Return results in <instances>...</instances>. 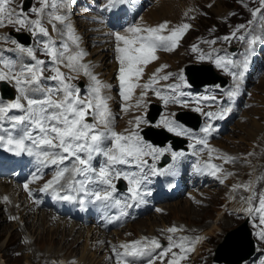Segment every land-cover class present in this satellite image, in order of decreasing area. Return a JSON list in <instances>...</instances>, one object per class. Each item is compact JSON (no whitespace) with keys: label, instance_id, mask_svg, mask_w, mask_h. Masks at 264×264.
<instances>
[{"label":"rangeland","instance_id":"obj_1","mask_svg":"<svg viewBox=\"0 0 264 264\" xmlns=\"http://www.w3.org/2000/svg\"><path fill=\"white\" fill-rule=\"evenodd\" d=\"M22 1L23 0H15L14 7H19L20 5H22ZM105 1L106 0H101V1L81 0L76 3L75 7L70 6V8H67L66 10L65 8L61 7L60 13L66 14L67 19H69L70 17L74 18L75 21H76V16H80L81 19H83L88 24L87 26H89V30L97 33V34L96 33L92 34V36L98 35L100 34V32L108 31L109 35L113 39H114V34L117 32L126 35L127 29L129 27H135V26H139L142 28L155 27L164 21L169 22L168 25L169 29L174 28L177 25L183 23H188L190 25L191 23L194 24L193 29L191 25L190 29L192 30L189 29L190 30L189 34L185 36L186 34L185 33L184 34L185 38L184 36L182 37V39L184 38V43H179V46L175 50L165 51L163 49H159L157 51L158 59L151 62L148 66L145 67L144 74L141 79L142 82L140 81L141 85L147 82L153 76V74L156 73L155 69H157V67L159 68L158 65L159 64L161 65L165 61L164 64L166 65V67H164L163 72L164 74L170 73L171 77L167 81L160 79L158 83L155 84L154 87L157 89H162L163 90L162 94L164 95H171L172 92L171 89L168 88V86L179 85L177 92L182 93L183 95H178V99L182 101V103H169L167 105L163 104L162 105L163 112L160 115L159 119L153 124L150 123L149 120L147 119L146 111H145L142 114L143 122H141L139 127L136 128V132H138L139 130V134L143 138L141 134L142 128L147 127L149 125L165 128L163 126L162 121L165 119H170L175 121L174 115L178 110L188 109V110L196 111L197 108H200L201 111H196V112L200 113L203 116V126L201 128L205 127L208 124V125H213V127L218 131L217 134L213 133L207 137L208 147L211 145V143H216L217 145H219L218 147L226 148L228 150L229 156L235 158L238 157L235 163H226L229 169L228 173H232V175L222 177L224 179V183H220V181L214 177L210 181L200 179L199 182H197V184H193L187 178L191 179L194 182L197 180L199 171L194 169L189 174V176H187V178H185L186 177L185 175H179L180 182L176 185H172L170 182L165 183L163 181V175H159V174L149 175L148 180L145 181L143 188H141V191L144 193V195L147 194L146 185L156 186V185H152V183H155L157 179L161 181V185L160 183H158V185L160 186H156V187L149 186L148 188L149 190L148 195L153 196L150 199L149 210H142L139 208V205L142 207L144 205L146 206L147 204L146 203L147 197H144V200L142 202L135 204L137 209L134 207V204H132L131 207L122 208L121 211H125L128 214L127 216H121L120 207H124L123 205L125 203L131 204V202L129 199L128 191H120L116 188L117 190L114 193V197L115 199H117L118 197L119 200L122 201V204L120 206L115 205L114 202L107 204L97 202L94 200L93 197L88 196L94 209L89 211L90 214L88 216L85 217L82 216V217L85 219L86 222L91 221L93 223L91 225H84L80 220H78L79 218L77 217L78 216L80 217L81 215L79 214L78 211H76V208H74L73 205V204H76L77 206L81 205L80 200L83 194L77 195V198L75 200L66 201L65 203H62L63 201H61L59 203L56 202L53 198L57 197V195L60 194H65V193L69 194L66 190V186L64 189H60L61 191L59 193H58V186H56L57 187L56 194H53L54 192H52V190H49L47 192L40 191V189L44 186V184L53 178L55 173L52 174V169L55 167L54 166L45 167L40 163V161L35 156H30L25 152L23 153L25 155L21 154L20 160L17 159L14 160L12 162L13 164H10V162L9 163L4 162V165H0V180L3 181L6 180L7 182L9 181V183L10 182L15 183L16 186L14 184L13 185L17 189V193L18 192L20 193L19 196L21 198V202H23V200L27 202V203L23 202L22 206L27 205L26 209L29 208L28 210L30 211V217L26 218V220L29 219L27 225H30L31 228V226L35 224L36 227H34L33 230L31 229L28 230V228H25L24 227L25 220L23 217L21 219V215L19 213L17 214L16 217H14V219L11 220H8V216L6 215V213L0 214V217L3 216L2 218L4 219L0 227L1 230L0 231V264H45L40 258L38 259L36 258L33 261L29 260L28 253L27 251L24 250L25 247L24 241L26 242V239H24L23 241L21 239L22 235L28 237L30 242L33 244L34 247L33 250L37 251L38 255L41 256L48 254L51 255V258L53 255L59 258L58 255L60 254V256L65 258V262H67L66 260H68V264L70 263L71 264L72 263L118 264L115 253L113 252V248L116 249V247H118L123 243H129L132 241L139 240V238H143L142 234H148L147 237L148 240H151L152 238H156L160 241L162 246H167L168 243L167 238L169 235H173L174 239L186 237L188 238L189 241H191L196 237H200L201 233H203L206 230V228L209 225H212L214 222L218 224L220 229H216V230L214 229L212 234H207L204 239L205 242H203L202 244L200 243L199 240V242H197L194 245V251L190 252V255L187 259L188 262L186 264H218L213 260V257L216 255L218 244L224 241L225 237L228 235V233L231 230H234L237 227L244 224L243 216L241 214L230 211L231 209H229L230 207L229 202L227 203V206L225 205L226 204L225 202L228 201V199L226 198L227 195L226 192H228L230 188L233 189L234 185H241V183L237 179L245 178L251 174L253 175L252 171L254 170L253 167L255 166H256L255 168H257L256 179L258 177H264V165H262V163L264 162V139L260 138L258 140L259 134H257L258 136L256 135L252 140L249 137L247 138L248 134L243 126L245 124L252 123L251 121L253 120L256 122H260L264 126V54H263L264 53V18L258 16L254 20L253 24L249 25L248 23L250 20H253L250 10L260 6L258 0L256 1L254 0V2L251 4L247 3L249 0H243V3L248 5L247 8L243 7L242 2H240L239 0H180L177 5L178 11L174 13L175 14L174 19L176 21L174 20L175 22L172 23L171 21L164 20L157 24H151L146 20L147 18H150L149 16L146 15L149 11L144 15L148 7L153 5L154 3L150 5L149 0H140L142 6L138 1L127 3V5L135 4L137 6V10L139 13L136 18L132 16V13L128 8H125L124 11H119L117 13L119 18L118 21L119 25L112 24L110 20L111 15L114 13V8L116 7L115 6L116 4L109 5L108 2L105 3ZM156 1L158 0H155L154 2ZM101 4H104V6ZM143 5L145 6L144 9H143ZM209 5L212 6L209 7ZM32 7H37V8L40 7L39 0H34V4ZM50 10L51 9H47L46 13L47 11ZM182 10L184 12H182ZM185 13H187V16L185 15ZM73 15L75 16L73 17ZM29 16L32 19L36 18V16L32 13H29ZM67 22L71 23L73 27V34H75L74 32L79 31L80 28H78L77 23L72 24V21L70 20H67ZM43 23L44 26L48 28L51 39L56 41L58 47L60 46V44L67 42L70 47L74 46L72 44L71 39H69L68 35L65 34L67 33V31L63 25L57 23L58 31H54L52 29V26L48 23L46 15L45 18L43 19ZM240 24L246 25V28L238 32L237 33L238 36L243 34L247 38H250L249 33H251V35L260 36L262 38L260 41L256 43V45L252 48L251 51H249V45L246 41H240L239 39H231L230 41H224L223 39H221L224 36L230 35L233 31L236 30V27ZM75 26L77 27L78 30L76 29ZM0 30H1L0 43L5 48V44L8 45V42H5L3 38L9 36L10 30L17 31L16 26H7L1 28ZM19 31H26L29 34H31L29 30L24 28H21ZM164 34H167V32H165ZM200 35H203L202 37L205 39V41H201V43H199L197 51L194 52L192 50L193 46H191L190 44ZM32 37H33V41L30 45H28V47H33L34 49H36L37 58L46 61L45 59L46 55H44L41 51H39V49L41 48V44L39 42L47 38L43 37L42 35H37V36L32 35ZM213 39H215L217 42L215 44L209 43V41ZM85 47L87 48L84 49V52L89 51L91 48V46H87V45ZM232 48H235L236 51L232 52L231 51ZM6 51H8L7 48ZM166 53L169 55H167ZM159 55L163 58L164 61L158 63L157 61H159L160 59ZM170 55H176L183 58L176 60L177 63L175 66L177 67H175L171 63L170 64L167 63L171 58ZM201 55H204L205 57L203 60L198 58ZM18 56H24V54L16 50V45H15V51H9L8 54L5 53L6 59H11L12 57H14L17 63L20 62L24 63L25 60L18 59L17 58ZM211 56H213L214 58V61H212L214 65H216L215 60L220 57L225 58V60L231 59L238 66H241L245 61V59H247L248 61V66L252 63H256L255 66L250 67V69H247L245 71L244 77L241 81V85L245 86L250 80H255L254 82L248 84L247 90L243 94L245 99L249 97L250 92L252 93L251 97L249 98L250 104L247 107H244L245 104L244 101L241 102L240 105L242 107L241 109L242 112L240 115H234L228 119H227L228 116L227 114L224 115L223 118L208 117L207 115H205L206 113L209 112L219 113L223 108L228 107L224 104L222 100L224 99L225 96L224 91L227 90V88L231 89L232 85H234V79L230 74L225 72L223 68L219 67V70H221L222 74H224L226 77L229 78L228 84L224 87L213 85L210 87H204L199 92H195L188 85L184 76H183L184 77L183 81L179 79L180 75L181 74L183 75L184 65L188 63L192 65L191 63L209 62ZM28 63H34V62L31 61L30 59ZM45 67L46 69L48 68L47 61ZM146 69L150 70V72L147 71ZM207 70H210L209 72H211V69L208 68ZM239 70H241L240 67L231 68V71H239ZM61 71H63L66 75H71L72 77H74L71 80V83L81 89V95L87 94V90L85 88L86 87L88 88L87 85L88 77L81 74L82 72L79 74L75 72H69V70L67 68H64L63 66H61ZM117 73L118 71L116 72L114 71L115 80L117 79V77L115 76L117 75ZM44 81L54 82L56 84L55 81H51L49 79H44L42 82ZM10 84L14 87V82H11ZM43 85L49 86V83H45ZM54 86L55 85L52 84V86L50 87H54ZM115 87H114L115 88L114 91H116L118 98H121L120 95L117 93L119 92V87L117 85ZM16 96H17V92H16ZM212 97H215V99H212ZM237 98L240 99V96L238 95L234 99V101H236ZM0 99H1V94H0ZM148 99H149L148 103L157 100L160 101V99L155 95L153 91L148 92ZM13 113H15L16 115L21 114L18 110H14ZM136 114L137 112H134V115ZM119 119L121 120L122 116H120ZM240 120H242V123H239ZM178 124L183 129L187 130L192 137L200 138L197 136L198 132H200L199 136L204 135V133L200 131L201 128L199 130H194L192 128H188L182 125L181 123ZM239 124H241L242 126ZM5 126H7V124ZM171 133L176 135L175 132H171ZM179 136L188 138L190 150L194 149L193 147H190V145H195V147L200 145L196 143V139L190 138L188 135L181 134ZM143 140L148 145L156 147L150 144L149 142H147L144 138ZM224 143L226 144V146ZM227 146L230 148H228ZM156 148H160V147H156ZM200 148L201 151H199L195 156H190L189 160L191 161L192 164L196 166H205L209 162V152H207L205 150V147L202 145L200 146ZM162 149H170L169 151H165L164 154L170 155L171 161L166 166L159 168L157 164L161 160V157L164 155L163 154L158 160L155 161L158 170H164V173L166 172L173 173L174 168L178 167V163L180 164L181 170L186 169L187 167L186 164L181 163L182 161L184 162V158H180V156L185 155L186 153L185 150L181 149L175 151L178 153H182V155L178 156L177 159L173 160L171 152L174 150H172L170 146L163 147ZM248 153H253V155L248 156L247 155ZM27 156H28L27 164L28 166H30V170L24 175H21L19 171L16 170L17 165L19 164L20 169L22 168L24 170V168L27 167V165L23 167L22 163L24 162V160H26ZM211 156L212 159L210 162L218 165V161L216 160V162H214L213 161L214 157L212 154ZM148 161L150 164L153 163L150 157L148 158ZM5 164L7 165L5 166ZM172 164H174V166L171 168V170L165 171L168 168V166ZM97 166H99V164L96 165V168H98ZM251 166L252 168H250ZM118 167L124 171L128 170L122 166H118ZM260 167L262 168L259 169ZM132 171H138V170L134 169ZM224 173L226 172L224 171L223 168V173H218V175L224 176L223 175ZM34 176H39L41 178L33 180ZM191 176L194 177L191 178ZM176 177L178 176H174L175 179ZM232 178L233 180H231ZM117 181L118 180L113 181V183L116 186H117ZM167 183L168 186L176 187L177 191L172 196L165 197L162 195L161 197H159V192L156 191L157 190L160 191L161 188H166ZM25 184L28 185L27 190L24 187ZM263 184H264V179H260L257 182L258 186H262ZM29 192H31V195H29ZM260 194H264V189L258 194L256 199L253 200V202H255V206H258ZM20 203L18 201L17 204L15 205H20ZM34 203L36 206L34 205ZM60 205L62 208L60 207ZM108 205H113V207H116V209H118L116 211L118 212V216H116L115 218L113 217V220L117 221L118 220L117 217H120L119 220L120 229L115 228L108 231L107 224L106 225L104 223L99 224L97 221H95L94 218L95 215L99 214L102 216L103 215L102 209L106 212L105 208ZM70 208H71V212H70ZM127 208H130V211L133 212L129 213ZM2 210L7 211V207L4 206ZM42 212L52 214L53 216H56L58 218L52 219L49 217L47 223H43L41 220ZM136 216H138L139 218L135 219ZM61 218L66 219L68 221H75L80 225H82V228L73 230L71 234L74 237L77 236V238H79L77 243H75L73 247H70L76 249V251L70 252V248L68 246L65 249H63V247H65L66 244L68 245L69 243H71L70 239L72 237L68 239V243H62L63 241L61 243H57V242L53 243L43 238L42 239L39 237L37 238V236L40 233H43L49 229L52 230L57 228L60 224L59 221ZM221 219L222 221H220ZM70 226L71 225H69V227ZM172 226H175L178 229V231L174 234L168 233L167 231V229ZM252 227L254 229V237L257 244V251L255 256L244 264H264V240H261L259 237V233L262 230H264V225L260 223L259 214L255 212L252 214ZM21 228L24 231L23 230L20 231ZM90 228H91V232L88 234V229ZM67 232H69V228H67L64 231L59 230L58 234L62 236V233H67ZM100 232L105 233L103 236L104 238L102 237ZM164 241H166V244H164ZM63 244L65 246H63ZM159 251L160 249L156 250L157 253ZM174 251L177 250L174 249ZM119 252L123 253V249H121V251ZM29 254H31V256L35 255V253H33L32 251ZM169 258L170 257L164 258L165 264L167 259ZM146 259L147 258L139 259L136 261V264H146ZM76 261H78V263H76ZM155 264H161V261L158 259L156 260Z\"/></svg>","mask_w":264,"mask_h":264},{"label":"snow or ice","instance_id":"obj_2","mask_svg":"<svg viewBox=\"0 0 264 264\" xmlns=\"http://www.w3.org/2000/svg\"><path fill=\"white\" fill-rule=\"evenodd\" d=\"M39 2L40 7H32L25 11L23 5L14 7L15 0H0V28L16 26L17 31L24 28L29 30L33 36L46 37L47 39L39 42L41 44L39 51L50 58L52 65L50 71L54 73L50 77H44L46 61L37 58V50L21 45L14 39L11 40V43L16 45V50L25 54L34 63H17L0 56V65H3V69L0 70V81L14 82L17 92V96L10 102L5 103L0 100V133H3L0 134V147L17 155L26 152L30 156H35L45 167L54 166L56 171L53 178L47 181L40 191L52 190L56 193V186L60 189L66 186L69 194L57 195L58 199L70 201L75 200L77 195L83 194V196L93 197L97 202L105 204L114 202L115 205L120 206L122 201L114 197L117 189L113 181L122 178L127 181L129 199L134 203L142 202L144 195L141 191L142 185L148 180L149 175L164 174V170L157 169L155 161L170 149L145 144L135 131L126 130L127 134H125L114 130V117L109 106L111 97L105 94V89L110 88V85L103 84L93 73L91 65L83 62L86 53L79 48V41L73 34L72 25L67 22V15L60 13L61 7L70 8L69 0H39ZM241 2L243 7H248L243 0ZM115 3L116 0H108L109 5ZM258 3L259 7L250 10L253 20L248 22L249 25L253 24L258 16L264 18V0H258ZM47 9L51 10L46 13ZM29 13L34 14L36 18H30ZM45 15L54 31H58L57 22L66 28L74 48L68 43L57 46L56 41L51 39L48 28L44 26ZM185 15L187 16V13ZM168 25L169 22L164 21L155 27H129L127 32L131 35L119 32L114 34L115 53L117 54L115 58L119 64V95L125 102L131 100L136 90L140 88L141 92L136 101L137 107L145 106V98L149 91H153L165 105L182 103L178 99V95H183L177 92L179 85L168 86L171 89V95H164L162 89L154 87L160 79L167 81L171 77L170 73L162 77L158 76L157 73L162 69H157L147 82L142 85L139 83L145 67L158 59L157 51L159 49L175 50L179 46V41L191 27L190 24L183 23L169 29ZM245 28L246 25L240 24L230 35L221 39L246 41L251 51L262 38L251 35V33H249L250 38L243 34L238 36L237 33ZM165 32L167 34H164ZM3 39L7 42L8 37ZM216 42L215 39L209 41L211 44ZM192 50L197 51V47L194 45ZM198 58L203 60L205 57L201 55ZM215 64L233 77L234 85L226 95L229 99L235 98L240 94L241 81L248 67L247 59L241 66H238L233 60L220 57L215 60ZM61 66L67 68L69 72L77 74L82 72L89 78L90 83L86 95H81V89L71 83L74 77L61 71ZM229 66L231 68L240 67L241 70L231 71ZM44 79L55 81V86H44L42 84ZM179 79L183 81L182 74ZM13 110H18L21 114H11ZM231 110L230 107H226L219 113L209 112L205 115L223 118ZM196 111H201V109L197 108ZM141 122H143L141 117L135 118L136 127H139ZM162 123L169 132H175L178 136L188 135L196 139L197 144L205 148L208 146L207 137L212 133L211 125L201 128L200 131L204 133L203 138H195L174 120L165 119ZM6 124L7 127H5ZM190 147L195 149V145H190ZM213 151L215 150H209V162L203 168L198 167L197 171H207L220 183H224V179L218 175V173H223L222 166L210 162ZM171 155L175 160L182 153L172 151ZM247 155L252 156L253 153ZM97 156L104 158L98 168L93 167L92 163ZM148 157L153 163H149ZM217 158L225 163L236 162L235 157L226 154L219 155ZM121 165L134 167L138 171L121 170L118 167ZM223 175L226 177L232 173ZM40 178L34 176L33 180ZM260 179L264 177H258L257 182ZM24 187L28 189L27 184ZM238 188L253 192L252 196L241 197V200L248 205L244 211L249 214L258 213L259 221L264 225V194L259 195L258 206H255L252 201L257 194L253 190L252 182L233 186V190ZM4 199L7 201V197ZM80 202L84 203V200L81 199ZM123 206L131 207L132 204L125 203ZM127 214L121 211V216H127ZM167 231L174 234L178 229L172 226ZM259 237L264 240V230L259 233ZM167 239V246H162L156 238L151 240L144 238V240L121 244L119 247L123 249V253L115 248L113 252L118 264H136L137 260L143 258H147L146 264H155L158 259L161 264H165V257H170L166 264H182V261L188 259L189 253L194 251V245L199 242L200 237L189 241L186 237L174 239L173 235H169ZM157 249H160L158 253Z\"/></svg>","mask_w":264,"mask_h":264},{"label":"bare ground","instance_id":"obj_3","mask_svg":"<svg viewBox=\"0 0 264 264\" xmlns=\"http://www.w3.org/2000/svg\"><path fill=\"white\" fill-rule=\"evenodd\" d=\"M78 1H81V0H70V4L73 6H76V3ZM101 1V0H100ZM180 0H158L156 2H153L154 4L151 5V6H147L148 9L146 10V12L144 13V15L146 14L147 16H149L150 18H145L149 23L151 24H157L161 21H164V20H168V21H171L172 23L175 22L176 20L174 19V13L177 10V5L179 3ZM107 1H105L106 3ZM181 3V2H180ZM137 4V3H136ZM183 4V3H182ZM104 6V4H101ZM106 5V4H105ZM100 6V5H99ZM102 6V7H103ZM108 6V5H107ZM130 6V5H129ZM180 6V5H179ZM124 7H127V5H124L122 3H119L116 5V7L114 8V13L111 15V23L114 24L116 22L119 21V18H118V12L121 11ZM106 8V7H105ZM130 8V12L132 13V16L133 17H136L137 14L139 13L138 10H137V6L135 4H131V6L129 7ZM66 10V9H65ZM64 10V11H65ZM71 10V9H70ZM75 10V9H74ZM184 10V9H183ZM182 10V12H184ZM76 11V10H75ZM87 12V11H86ZM83 13V12H82ZM88 13V12H87ZM181 13V12H180ZM84 14V13H83ZM89 14V13H88ZM178 14V12H177ZM75 15H73L74 17ZM88 16V15H87ZM94 16V15H93ZM130 16V17H132ZM95 17V16H94ZM176 17V16H175ZM96 18V17H95ZM180 19V18H179ZM67 20H72L73 23H77L78 25V28L79 31H76L74 32L76 38L78 39L79 41V47H82V46H91L92 42H97L96 46H91L90 48V52L89 53H86V55L84 56V58L87 60V64L91 65V69L93 71L94 74L97 75L98 79L101 80V82L105 85H110V88H107L105 89V94L109 97H111V99L109 100V106H110V109L112 111V114H113V117H114V120H113V126H114V130L117 131L118 133H125L127 134L126 130H128V132H131V131H135L136 132V126H135V118L136 117H140V114L143 112V110H141L139 107H137L136 105V101L137 99L139 98V96H137V90H136V93L134 94L133 98L127 102H125L122 97L121 98H118L116 92L114 91V87L117 85L118 86V81L116 82V80L114 79V71H115V68H119V64H118V61L116 60V53H115V44L116 42H114L112 40V38L110 37V35H108V31L107 32H103L102 34H99V35H94L92 36V34H95L96 32L94 31H91L89 30V26H87L88 24L83 20L81 19L80 16H76V21L75 19L73 18H69ZM88 20V19H87ZM90 20V19H89ZM109 20V21H110ZM175 20V21H174ZM178 20V18H177ZM140 21V20H139ZM95 22V21H94ZM58 23V22H57ZM72 23V24H73ZM109 23V22H108ZM110 23V24H111ZM71 24V23H70ZM90 25V24H89ZM93 25V24H92ZM103 26V25H101ZM144 26V24H143ZM148 26V25H147ZM76 27V26H75ZM91 27V26H90ZM96 27V26H95ZM94 27V28H95ZM73 28V27H72ZM1 29V28H0ZM77 29V27H76ZM105 29V28H104ZM75 30V28H74ZM78 30V29H77ZM94 30V29H93ZM96 30V29H95ZM106 30V29H105ZM1 31V30H0ZM60 32V31H59ZM2 33V32H1ZM67 34V33H65ZM97 34V33H96ZM130 35V33L127 32L126 35ZM67 36V35H66ZM65 40V39H64ZM115 40V39H114ZM68 43V42H67ZM72 47V46H71ZM87 48V47H86ZM180 50V49H179ZM4 53V54H3ZM5 53L8 54L9 51H6V48H4V46L0 43V56L5 57ZM167 54V53H166ZM264 54V53H263ZM169 55V54H167ZM26 55L24 54V56H18L17 58L18 59H22V60H28L30 59L29 57H25ZM160 56V55H159ZM170 60L167 62L168 64H172V65H176V60L177 59H183L182 57L180 56H176V55H170ZM168 60V59H167ZM161 61H164L163 58L160 56V59L159 61H157L158 63L161 62ZM180 61V60H179ZM47 62H48V66H49V69H46L45 72H44V77H47V76H51L52 75V72L50 71V68H51V61L50 59H47ZM165 63V61H164ZM162 63V64H164ZM166 63V64H167ZM167 64V65H168ZM204 65H207V64H204ZM154 66V65H153ZM152 66V67H153ZM159 67L161 66L160 64L158 65ZM164 66H166L164 64ZM177 67V66H175ZM3 69V65H0V70ZM157 69H159L157 67ZM155 69V71L157 70ZM147 70V69H146ZM152 70V69H151ZM150 72V70H147ZM154 71V72H155ZM153 73V72H152ZM54 74V73H53ZM83 74V73H81ZM87 77V76H86ZM88 81V80H87ZM141 81V80H140ZM142 82V81H141ZM90 81H88V85H89ZM88 89V88H87ZM237 100H239V98L236 99V101H234L232 103V107H231V112H229L228 114H233V113H237L238 112V106H237ZM125 109H127V111H125ZM256 111V110H255ZM134 112H137L136 115H134ZM248 114V112H247ZM244 115V113H243ZM118 116H122V119L120 120L118 118ZM242 117V116H241ZM253 118V117H252ZM242 119V118H241ZM130 121H132V123H130ZM252 123L250 124H245L243 125L244 128L246 129V132H247V138L249 137L251 140L257 135L259 134L258 136V140L261 138V139H264V126L260 123V122H256V121H251ZM239 123H242V120L239 121ZM241 125V124H239ZM8 126V125H7ZM5 126V127H7ZM242 126V125H241ZM138 133V132H137ZM0 134H3V133H0ZM139 134V133H138ZM141 137V136H140ZM246 138V139H247ZM245 139V138H244ZM143 140V139H142ZM256 141V140H255ZM144 142V140H143ZM145 143V142H144ZM223 143V142H222ZM146 144V143H145ZM225 144V143H224ZM223 144V146H224ZM212 145L214 147L216 146H219L217 145L216 143H212ZM260 145V144H259ZM221 146V145H220ZM226 146V144H225ZM228 147V146H227ZM230 148V147H228ZM255 149V148H254ZM257 150V149H256ZM21 158V154L20 155H17L15 154L14 152H10L8 150H6V148L4 147H0V165H4V162H10V164H13L12 162L14 160H20ZM104 161V158L102 156H97L94 158L93 160V167H96V165L99 164V166L103 163ZM3 164H2V163ZM255 164V163H254ZM7 164H5L6 166ZM256 165V164H255ZM97 166V167H99ZM122 167H125L126 169H128L127 171H132L134 170L135 168L134 167H129V166H124V165H121ZM254 166V165H253ZM121 167V168H122ZM171 167V166H170ZM256 167V166H255ZM255 167H253L255 169ZM252 168V166L250 167ZM169 169V168H168ZM253 170V169H251ZM242 173V172H241ZM244 174V173H243ZM194 176H191V178H193ZM238 178V177H237ZM236 179V178H235ZM233 180V178L231 179ZM15 183H12L9 181L7 182L6 180L3 181V180H0V214L2 213H6V215L8 216V220H11L13 219L14 217L17 216V214L19 213L21 215V219L22 217L24 218V222H25V228H28L33 230L35 226L32 225L31 228H30V225H27V222L29 221V219L26 220V218L30 217V211L28 209H26V206H22V203L23 202H26L25 200H23V202H21V198L19 196V192L17 193V189L14 187ZM155 184H158V183H152V185H155ZM16 186V185H15ZM19 189V188H18ZM229 190V189H228ZM21 191V190H20ZM60 188L58 186V193L60 192ZM53 194H56V193H53ZM226 198L229 200V205L230 207L229 208H233V209H236L237 210V207L239 205L242 204V202H239L235 196V194L229 190L228 192H226ZM6 195V196H5ZM5 197H7V201H5ZM19 197V198H17ZM28 198V197H27ZM29 199V198H28ZM81 199L84 200V203H81L82 204V208H85L87 206V209L88 210H83L82 212H79V214L83 217L85 216H88L90 214V210H93L94 207L92 206L90 200H89V197L88 196H82ZM19 201L20 205H15L17 204V202ZM27 203V202H26ZM30 203H31V200H30ZM29 205V204H28ZM35 205V203H34ZM6 206L7 207V211H3L2 208ZM36 206V205H35ZM71 207V206H70ZM106 211H112L114 212V215L113 217L115 218L116 216H118V212H116L118 209H116V207H113V205H108L106 208ZM40 214V213H39ZM41 220L43 223H47V221L49 220V217L52 218V219H56L58 217L56 216H53L52 214H49V213H46V212H42L41 213ZM226 215V214H225ZM3 216L0 217V227L4 221V219L2 218ZM33 217V216H32ZM7 218V217H6ZM219 219V218H218ZM58 220V219H57ZM222 221V219L220 220ZM60 224L57 228L55 229H49V230H46L45 232L43 233H40L37 238H43V239H46V240H49L51 242H57V243H68V239L70 237H72L70 239L71 243H69L68 245L66 244V246L63 244V249H65L67 246L70 248V247H73L75 243H77L78 239L77 236L74 237L72 234L73 230H76L78 228H82V225H80L79 223L75 222V221H68L66 219H63L61 218L60 219ZM49 223V222H48ZM57 223V222H56ZM50 224V223H49ZM17 225V224H15ZM45 225V224H44ZM43 225V226H44ZM62 225V227H61ZM69 225H71L69 227ZM50 226V225H49ZM85 227V226H84ZM91 227V226H90ZM62 228V229H61ZM67 228H69V232L67 233H62V236H60L59 233V230L60 231H64L66 230ZM93 228V227H92ZM46 229V228H45ZM44 229V230H45ZM84 229V228H83ZM214 229H220V227L218 226V224L216 222H214L212 225H209L206 230L203 232L204 235H207V234H212V232L214 231ZM243 230L245 229V226L242 228ZM23 229L21 228L20 231H22ZM99 230V229H98ZM243 230H240L241 232ZM1 231V230H0ZM24 231V230H23ZM91 232V228L88 229V234ZM98 232V231H97ZM102 237L104 236L105 233L103 232H100ZM99 233V234H100ZM36 234V233H35ZM237 234H239V232H237ZM61 237V238H60ZM94 237V236H93ZM104 238V237H103ZM102 238V239H103ZM203 236L201 237L200 241L203 240ZM21 239L24 241V239H26V242L24 241V250L27 251L28 253V258L30 261H33L34 259H38L40 258L43 263L45 264H54V263H57V264H68V260H66L67 262H65V258H63L62 256H60V254L58 255L59 258H57L55 255L52 256L51 258V255H38V252L33 250V244L30 242V240L28 239V237L22 235L21 236ZM69 241V242H70ZM219 245V244H218ZM225 247V244L224 246L221 247V249L223 250ZM177 250V249H176ZM231 250V249H230ZM31 251L33 253H35L34 256H31ZM73 251H76V249L74 248H70V252H73ZM178 251V250H177ZM225 251V250H224ZM231 252V251H230ZM26 253V252H25ZM221 253V252H220ZM233 256L238 258L239 255L243 254L244 253V250L242 247H238V248H234L233 249ZM230 254V253H229ZM228 254V255H229ZM190 255V253H189ZM189 257V256H188ZM26 258V257H25ZM225 258V257H223ZM226 260H229L231 261L232 263H235L236 260H231L230 258V255L227 258H225ZM73 261V260H72ZM188 262V260H185V261H182V264H186ZM76 263H78V261H76ZM71 264V263H70ZM74 264V263H72Z\"/></svg>","mask_w":264,"mask_h":264},{"label":"water","instance_id":"obj_4","mask_svg":"<svg viewBox=\"0 0 264 264\" xmlns=\"http://www.w3.org/2000/svg\"><path fill=\"white\" fill-rule=\"evenodd\" d=\"M31 2H32V0H25L24 1L23 7L25 10H27L30 7ZM18 37L20 39H22L23 41H25V38L23 39L22 34H19ZM27 40H29V39H27ZM208 68L211 69L208 65L190 66L188 68L187 73H188L189 79L192 82V84H194L196 87H201V86L206 85V84L217 83V82L222 81V79H220L219 76L212 69H211V72H209L210 70H207ZM7 86L8 85L6 83L1 82V88H2L3 93H5V89L7 88ZM157 108H158L157 105H153L152 110L149 113V118L152 122H154L157 119V117L160 113V109L159 108L157 109ZM177 117L179 120L183 121L187 125H194L195 122H199V118H197L195 114H192L189 112L188 113L187 112L179 113L177 115ZM149 129H151V130L154 129L153 130L154 132L149 130ZM143 133H144L146 138L153 140L154 143L165 144L166 140L173 139L174 147L178 148L180 146L179 138L172 136L171 134H169L168 132H166L163 129H156L153 127H149L147 129H145L143 131ZM174 139H175V141H174ZM122 186L123 185H119V187H122ZM244 226H245V229L243 230L242 228ZM240 229L243 231L241 232ZM237 232H239V234H237ZM224 244H225V247L222 250L221 247L224 246ZM238 247H242L244 250V253L239 255L238 258H236L233 256L232 252H233L234 248L236 249ZM254 252H255V244H254V240L252 238V231L248 227V220H247L246 222H244L243 225L237 227L234 230H231L228 233V235L225 237L224 241L218 245L217 251H216L217 256L215 255L214 258L216 261L225 262L227 264H242V262L244 260L249 259V257ZM228 254L230 255L231 260H236L235 263H232L231 261L225 259V258L228 259V257H229ZM223 257H225V258H223Z\"/></svg>","mask_w":264,"mask_h":264},{"label":"trees","instance_id":"obj_5","mask_svg":"<svg viewBox=\"0 0 264 264\" xmlns=\"http://www.w3.org/2000/svg\"><path fill=\"white\" fill-rule=\"evenodd\" d=\"M192 83V82H191ZM241 230V229H240Z\"/></svg>","mask_w":264,"mask_h":264}]
</instances>
